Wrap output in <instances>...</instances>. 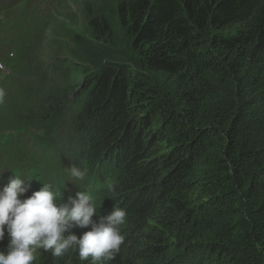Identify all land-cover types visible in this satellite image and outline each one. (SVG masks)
<instances>
[{
	"label": "trees",
	"instance_id": "obj_1",
	"mask_svg": "<svg viewBox=\"0 0 264 264\" xmlns=\"http://www.w3.org/2000/svg\"><path fill=\"white\" fill-rule=\"evenodd\" d=\"M63 32L58 54L99 63L72 65L79 80L52 61L41 80L65 83L42 91L37 121L58 123L72 96L88 176L110 175L104 209L127 213L119 253L96 264H264V0H108ZM35 264L93 262L38 250Z\"/></svg>",
	"mask_w": 264,
	"mask_h": 264
},
{
	"label": "clouds",
	"instance_id": "obj_2",
	"mask_svg": "<svg viewBox=\"0 0 264 264\" xmlns=\"http://www.w3.org/2000/svg\"><path fill=\"white\" fill-rule=\"evenodd\" d=\"M6 64V59L0 60V242L8 237L10 242L7 253H0V264H35L38 250L60 258L76 249L80 260L91 258L93 264L114 259L125 239L121 226L127 213L104 209L99 192L107 186L109 193L118 195L110 175L98 181L88 176L87 153L74 128L72 96H67L58 123L49 128L37 121L40 101L48 92L42 91L54 82L62 88L64 78L36 85L29 77L2 73ZM33 115L31 124L14 123L16 116ZM78 162L81 169L75 166ZM71 176L83 181L66 195ZM76 229L80 238L71 234Z\"/></svg>",
	"mask_w": 264,
	"mask_h": 264
},
{
	"label": "rangeland",
	"instance_id": "obj_3",
	"mask_svg": "<svg viewBox=\"0 0 264 264\" xmlns=\"http://www.w3.org/2000/svg\"><path fill=\"white\" fill-rule=\"evenodd\" d=\"M107 1L108 0H14L11 5V9L9 10L4 3L0 2V5L6 7V12L10 11V13H13L14 11H18V15L11 21V32L14 34V36H11V40L15 39V34H17L16 31L13 30V25L15 20L18 18L30 23L33 21L32 18H37L39 20V24H41L40 28L44 27L41 33H33L28 44L20 41V44L28 50V56L25 61L16 64L14 51L10 47H6L4 49L5 59L15 64V68L21 73H23L26 69L34 67L36 71L31 75L30 82H35L36 85L44 86L47 83L45 80H41V78H44L45 75L52 71L51 65L54 64L52 61H59L62 57H65L67 62L63 64L61 71L58 72L57 76L64 73V77L66 79L78 77L79 80H82V74L84 73H80L77 76L72 65H80L83 63L84 66H86L87 73L95 71L99 61L95 59L94 52L90 55L88 54V61L83 59L76 61L75 58L66 51H62V54H58L57 48L60 43L63 44L64 38L66 39V43H68L65 32H63L64 29H67L68 27H75L76 29L79 25H82L85 22L87 16L101 13V9L106 7ZM64 18L69 20V24H67V26L62 23ZM58 26H60L58 32H56V34H52V30L54 28L57 29ZM36 35L37 37H35ZM99 54L95 53V55L100 56L101 59L104 54H102L101 51ZM57 55H59L60 58H58ZM67 71L69 73L65 75ZM77 83L78 85L80 84L79 82ZM75 166L80 169L82 167L80 162H78ZM70 167L71 166L68 165V169ZM71 178L70 183L66 186V195L73 193L77 189L76 184L83 181L74 179L72 176ZM63 200L64 199L62 198V201Z\"/></svg>",
	"mask_w": 264,
	"mask_h": 264
},
{
	"label": "bare ground",
	"instance_id": "obj_4",
	"mask_svg": "<svg viewBox=\"0 0 264 264\" xmlns=\"http://www.w3.org/2000/svg\"><path fill=\"white\" fill-rule=\"evenodd\" d=\"M122 5V4H121Z\"/></svg>",
	"mask_w": 264,
	"mask_h": 264
}]
</instances>
